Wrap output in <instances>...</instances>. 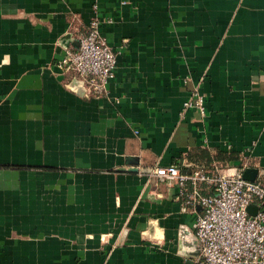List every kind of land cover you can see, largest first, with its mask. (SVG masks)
<instances>
[{
  "label": "crops",
  "instance_id": "crops-1",
  "mask_svg": "<svg viewBox=\"0 0 264 264\" xmlns=\"http://www.w3.org/2000/svg\"><path fill=\"white\" fill-rule=\"evenodd\" d=\"M94 15L118 51L97 99L58 67ZM206 156L264 182V0H0V264H191L193 216L147 173Z\"/></svg>",
  "mask_w": 264,
  "mask_h": 264
},
{
  "label": "built area",
  "instance_id": "built-area-1",
  "mask_svg": "<svg viewBox=\"0 0 264 264\" xmlns=\"http://www.w3.org/2000/svg\"><path fill=\"white\" fill-rule=\"evenodd\" d=\"M101 22L94 15L84 31L77 33V47L66 50L58 61L61 73L69 77L67 89L94 99L106 96L118 54L100 36ZM188 109L204 115L196 90L182 103L179 115ZM246 161L237 167L211 164L188 173L174 165L155 164L148 171L149 180L174 186L182 200L180 212L193 216L190 231L199 252L189 260L191 264H264V182L256 177L242 179ZM249 206L256 207L252 216L246 212Z\"/></svg>",
  "mask_w": 264,
  "mask_h": 264
},
{
  "label": "water",
  "instance_id": "water-1",
  "mask_svg": "<svg viewBox=\"0 0 264 264\" xmlns=\"http://www.w3.org/2000/svg\"><path fill=\"white\" fill-rule=\"evenodd\" d=\"M71 36L65 35L60 42V46L67 47L70 42ZM257 175V170L246 168L242 172V179L247 181H253ZM248 215L252 216L256 212L255 206H249L246 209ZM262 213L264 214V206L262 207ZM199 252V243L192 235V232L185 226H180L177 231V245L176 254L184 257L187 260L194 259Z\"/></svg>",
  "mask_w": 264,
  "mask_h": 264
},
{
  "label": "trees",
  "instance_id": "trees-1",
  "mask_svg": "<svg viewBox=\"0 0 264 264\" xmlns=\"http://www.w3.org/2000/svg\"><path fill=\"white\" fill-rule=\"evenodd\" d=\"M202 157V156H201ZM205 158V157H204ZM205 164H204V166H196L195 168L196 169H207L208 167V163H209V159H208V157L206 156V160H205V162H204Z\"/></svg>",
  "mask_w": 264,
  "mask_h": 264
},
{
  "label": "rangeland",
  "instance_id": "rangeland-1",
  "mask_svg": "<svg viewBox=\"0 0 264 264\" xmlns=\"http://www.w3.org/2000/svg\"><path fill=\"white\" fill-rule=\"evenodd\" d=\"M256 180H258V179L256 178Z\"/></svg>",
  "mask_w": 264,
  "mask_h": 264
}]
</instances>
